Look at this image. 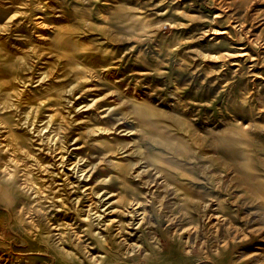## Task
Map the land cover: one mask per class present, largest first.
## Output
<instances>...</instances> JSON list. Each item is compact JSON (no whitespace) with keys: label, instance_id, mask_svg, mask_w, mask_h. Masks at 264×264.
<instances>
[{"label":"rangeland","instance_id":"374dc122","mask_svg":"<svg viewBox=\"0 0 264 264\" xmlns=\"http://www.w3.org/2000/svg\"><path fill=\"white\" fill-rule=\"evenodd\" d=\"M75 8L84 9L85 16L73 18L69 11ZM127 9L140 17L135 21L142 22L114 27L119 13ZM34 13L41 15L44 27H35L25 17ZM59 25L74 33L77 45L92 47L80 51L79 59L88 60L102 76L79 84L80 88L95 87L93 95L86 92L79 101L112 90L99 105L113 104L109 101L113 95L122 101L119 108L135 117L126 123L133 129L131 136L92 134L104 125L98 110L107 106L75 113L72 95L58 86L63 79L55 81L56 77L47 75L37 81L41 72L54 71V57L47 62L37 57L50 49L56 33L53 27ZM116 77L123 83H117L118 88L113 82ZM74 94L79 95L77 90ZM136 97L141 104H151L154 119L164 111L210 138L212 132L235 127L264 145V0H0V119L5 121L0 123V264H255L256 258L242 256L264 242L253 241L247 247L232 244L218 253L213 246L219 241L211 236L210 255L203 250L202 236L209 233L203 212L210 208L195 206V189L215 196H205L211 208L222 201L238 226L245 223L240 218L242 209L232 200L234 193L210 181L217 168L210 158L199 156L193 161L195 179L179 180L192 185L189 190L171 177L169 186L162 178L142 184L132 174L136 155L113 152L140 142L154 148L129 101ZM81 117L89 118L91 129L71 120ZM94 138L107 150H95ZM40 145L64 153L65 169L46 151H39ZM90 152L108 155L90 179L70 192L69 182L78 185L80 174L77 168L72 170L71 159L80 158L83 163L81 157L88 158ZM115 163L125 171L120 173ZM110 174L112 178L104 180ZM147 175H153L152 171ZM84 183L101 194H86L91 188L85 189ZM133 198L143 202L140 212L127 213L131 207L119 211ZM91 200L94 209L89 220ZM113 208L109 215L104 213ZM111 218L122 222L121 233L116 229L119 222L107 225ZM191 222L196 229L190 232L187 253L179 246V236L186 239L182 228ZM127 241L137 247L125 256Z\"/></svg>","mask_w":264,"mask_h":264},{"label":"bare ground","instance_id":"6f19581e","mask_svg":"<svg viewBox=\"0 0 264 264\" xmlns=\"http://www.w3.org/2000/svg\"><path fill=\"white\" fill-rule=\"evenodd\" d=\"M84 11L85 10L82 8H75V12H73V10H70L69 14L73 18H80L85 16ZM60 13L58 14V16L61 15ZM34 14L35 17H33ZM34 14H25V17H28L35 27H44L46 23L43 21V19H41V15H37L39 13ZM138 19H140V17L133 15L130 10H123L117 16L113 26L121 27L120 24L122 22H126L124 24V27L129 28L131 27V24L133 22H142V20L135 21ZM12 22L13 21L11 20V23ZM143 26L139 27L138 29H141ZM61 27L62 25L53 27L56 33L54 34L53 38L50 39V49L46 53L43 50L40 56L37 57L40 59H46L44 62H47V59L54 57V59L56 60L54 71H52L51 74L50 72L49 74L41 72L40 77L37 81H43V79H45L47 75H51L52 79H54L53 77H56L57 80L55 81H59L58 79H60V81L63 79L64 82L66 81V83H64L62 80L61 82L63 83L59 84L58 86L65 88V92L72 95V99H74V101H71V104L72 109L75 113H82L84 111L91 110L92 108L97 110L103 106H107L102 108L101 110H98V113L100 114L99 117H101V119L103 120L104 125H99L92 131V134L103 135L113 132L117 133L118 135L121 134L131 136L133 134V129L127 127L126 123L130 122L131 120L133 122V120H135V117H131L130 111L125 112L119 108L122 101H116L113 95V99L109 100L110 103L113 104H107L106 102H103L106 105H99L101 100H108V97L105 96L112 90L99 97L92 96L89 101H79L80 97H82L84 93L90 92L92 94V91L95 89V87L92 85H85L80 88L79 84L91 79L101 78L102 76L96 72L94 67L89 64L88 60L85 59L84 61H82L81 59H79L78 53L80 51H86L87 49H91L92 47L77 45V42L74 38V33L71 31H63ZM66 66H68L70 69L67 70ZM59 71H62L61 76L55 75V73H58ZM65 77H67V79ZM113 82L115 87L118 88L119 86L117 83H122V80L119 77H116ZM76 90L78 91V96H75L76 94H74ZM137 99V97L135 99L129 98V101L132 103L135 114L138 115V117L136 116V118L142 121L144 125L143 130L146 132L147 139L150 141L154 148L150 149L149 147H147V144L145 146L144 142H140L136 143V145L133 146L124 145L118 147L116 150H113L114 153H121L123 156L127 157L136 155V159L132 160L133 164L131 166V169L134 168V170L132 171L134 178L139 179L142 184H148L151 181L159 180L160 178H162L164 182H167V186L173 184V182L175 184L182 182L179 180H181V178L185 176L191 178L190 180H193L195 179L193 175V161L199 156L210 158L212 163L217 166V168L212 171L210 181H212L213 186H215L216 188H226V191L229 194L234 193V198L232 200L236 204H238L239 208L242 209L243 214L240 215V218L245 223L243 224V226H238L239 224H236L234 222V218L232 217L233 215L225 211V207L222 201H216V206L214 208H211L212 206H209L208 204L210 201H206L205 196H215L213 194L207 193L206 191L204 193L201 190L195 189L194 191H196V193L198 194L197 198H193L195 206L197 208H202V206L206 209L210 208V210H206L203 212L205 223L209 227V233H204L201 239V243L203 245L202 247L204 248L203 250L207 254L206 256L210 255L207 249V241L211 236L216 237L219 241V243L213 246V249H215L218 253H222L223 251L225 252L229 247L232 246V244L235 245L239 243L246 247L253 244V241H258L259 244H263L264 145L258 144V140H255V138H253L248 131H240V129L235 127L212 132L213 137L210 138L208 136L196 134V132H194V130H192L189 125L184 124L180 118L173 115H168L164 111H161V117L159 116L158 118L154 119L151 112V104L147 105V103L144 102L143 103L145 105L141 104ZM147 108L150 111L149 113L146 111ZM71 120L75 124H85V129L92 128L89 126V118L81 117L73 118ZM0 123L4 124L5 121L0 119ZM79 136L80 135H78L74 140H79ZM39 143H42V140ZM91 144L95 150L97 147L102 148L103 152L107 150L103 146V143L98 142L96 138H94ZM77 148L81 149V146H78ZM204 148L211 149V151H204ZM38 149L41 152L46 151V153L51 156L53 162L56 165L61 166V170L65 169L66 159L64 153L57 152L55 149H51V146L46 147L45 145H40ZM200 151L202 153L199 154ZM100 153L97 155H93V153L90 152L88 158L81 157L82 161L85 159L83 163H80V158L77 160L71 159L72 162L70 164L72 166V170L73 168H77L76 173L80 174L77 175L78 185H74L73 181L69 182L71 187L70 192H74L75 190L79 189V184L81 182L87 181L93 176L94 172L98 168V163L105 160L108 155V152L104 155ZM96 159L98 160L95 161ZM114 166L120 173H123V171H125L123 165L115 163ZM151 171L153 175L148 176L147 174ZM65 175L69 180V176L66 173ZM157 176L159 177L157 178ZM168 177H171L173 179V182L169 181L167 179ZM110 178H112L111 174L109 178L104 180H109ZM185 185H188L187 188L189 190H193V186L189 185L188 182H182V186ZM84 186L85 189L91 188L88 193H86L88 195H90L91 192L100 193L99 190H93L92 187H90L87 183H84ZM163 186H165V184ZM85 189L84 191L86 192ZM76 201H80V197H77ZM92 202L93 201L91 200L87 205L89 220H91L90 212L94 209ZM142 203L143 202L140 199L133 198L124 203L122 206L123 208L118 209L119 211L124 212L125 209L127 210V208L131 207V210H129V208L126 212H130L133 215L134 213L136 214L137 212H140L139 210L142 208ZM115 209L116 208H113L109 211L106 210L107 212L104 213H112V211ZM217 209H220L221 211L217 212ZM94 213H96V211ZM100 217L101 216H99V218ZM119 221V219L111 218L109 219L107 225H114ZM94 224L95 223L91 221L90 226ZM192 224L193 222L182 228V231H185L187 233L186 239L182 240V235L179 236V246L187 253L189 251L190 232L196 229V226ZM222 224H224V232H222L221 235L220 227ZM116 229L118 233L122 232V230L124 229L122 222H119L117 224ZM172 231L173 233L171 235L174 239H176L177 236L175 232L177 230L173 229ZM136 247L137 244L127 241L124 244L122 253L125 256L132 255V253L136 250ZM251 252L252 250H248L245 255L242 254L243 256H241L244 257L245 260L254 257L256 258V261H254L255 264H264V246H259L256 250H254V252ZM231 262L232 263L230 264H234L233 261Z\"/></svg>","mask_w":264,"mask_h":264}]
</instances>
